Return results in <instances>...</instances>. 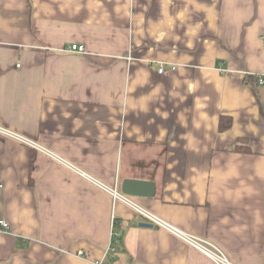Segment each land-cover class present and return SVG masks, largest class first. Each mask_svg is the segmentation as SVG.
Masks as SVG:
<instances>
[{
    "label": "crops",
    "instance_id": "crops-1",
    "mask_svg": "<svg viewBox=\"0 0 264 264\" xmlns=\"http://www.w3.org/2000/svg\"><path fill=\"white\" fill-rule=\"evenodd\" d=\"M262 104L264 0H0V127L43 150L0 133V264H216L126 179L264 264Z\"/></svg>",
    "mask_w": 264,
    "mask_h": 264
},
{
    "label": "built area",
    "instance_id": "built-area-1",
    "mask_svg": "<svg viewBox=\"0 0 264 264\" xmlns=\"http://www.w3.org/2000/svg\"><path fill=\"white\" fill-rule=\"evenodd\" d=\"M68 51L73 52V53H80V54L86 53L85 46L80 45V44H71L68 47ZM164 71L165 70H164L163 66H161L159 69V72L164 73ZM259 83H263L262 78L260 79ZM0 133L4 134L6 136H9V137H11V138L23 143V144L30 145L36 149L41 148L37 143L27 139L26 137H23L22 135L8 131L2 127H0ZM40 150L43 151L42 149H40ZM57 159H58V157H57ZM58 160L60 162L64 163V161L62 159L59 158ZM111 194L113 195V199L122 201V202L126 203L127 205L133 206L141 215H144L151 222L167 229L168 231H170L171 233L176 235L178 238H180L181 240H183L184 242H186L187 244L192 246L194 249L198 250L203 255L212 259L214 261V263H216V264H230L228 262L227 258L225 257V255L222 253V251L217 246H215L214 244H212L208 241L200 240L199 238H197L193 235L185 234L181 230L175 228L174 226H172L169 223L163 221L162 219L156 217L155 215H152L151 213H148L144 209L137 207L135 205V203L130 199L129 196L118 191L117 188L111 189ZM0 226L2 228V231H4V232H6L9 229V224L7 223L6 220H0ZM97 264H102V263H97Z\"/></svg>",
    "mask_w": 264,
    "mask_h": 264
},
{
    "label": "water",
    "instance_id": "water-1",
    "mask_svg": "<svg viewBox=\"0 0 264 264\" xmlns=\"http://www.w3.org/2000/svg\"><path fill=\"white\" fill-rule=\"evenodd\" d=\"M121 190L128 196L152 197L155 193V185L149 181L126 179L121 185ZM142 227H151V224L141 223Z\"/></svg>",
    "mask_w": 264,
    "mask_h": 264
},
{
    "label": "trees",
    "instance_id": "trees-1",
    "mask_svg": "<svg viewBox=\"0 0 264 264\" xmlns=\"http://www.w3.org/2000/svg\"><path fill=\"white\" fill-rule=\"evenodd\" d=\"M261 113L263 114V117H264V104L261 105ZM231 125H232L231 117L222 116L220 120V127H219L220 132H223L229 129Z\"/></svg>",
    "mask_w": 264,
    "mask_h": 264
}]
</instances>
